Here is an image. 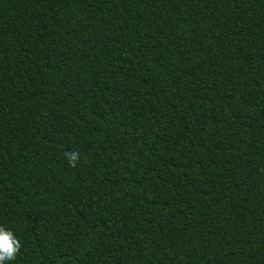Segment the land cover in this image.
Returning <instances> with one entry per match:
<instances>
[{
	"label": "trees",
	"instance_id": "trees-1",
	"mask_svg": "<svg viewBox=\"0 0 264 264\" xmlns=\"http://www.w3.org/2000/svg\"><path fill=\"white\" fill-rule=\"evenodd\" d=\"M0 227L10 264H264V0H0Z\"/></svg>",
	"mask_w": 264,
	"mask_h": 264
},
{
	"label": "clouds",
	"instance_id": "clouds-1",
	"mask_svg": "<svg viewBox=\"0 0 264 264\" xmlns=\"http://www.w3.org/2000/svg\"><path fill=\"white\" fill-rule=\"evenodd\" d=\"M65 159L69 166L75 167L79 159H81L80 153L77 151H66L64 153ZM21 244L16 235L0 227V264H10L19 252Z\"/></svg>",
	"mask_w": 264,
	"mask_h": 264
}]
</instances>
